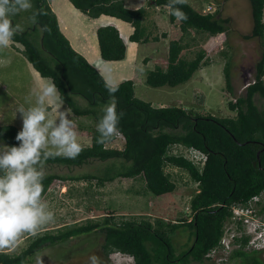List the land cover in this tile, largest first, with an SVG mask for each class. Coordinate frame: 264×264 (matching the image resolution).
I'll list each match as a JSON object with an SVG mask.
<instances>
[{
  "label": "trees",
  "instance_id": "trees-1",
  "mask_svg": "<svg viewBox=\"0 0 264 264\" xmlns=\"http://www.w3.org/2000/svg\"><path fill=\"white\" fill-rule=\"evenodd\" d=\"M70 1L90 17L108 14L130 22L134 26L130 36L132 41L147 43L167 36L165 32L162 35L154 33L148 25H144V17L149 13L146 6L129 8L124 0ZM249 1L253 28L245 38H258L262 55L257 62L253 82L246 86L244 94L229 102V107L237 111L236 115L226 117L177 105L156 106L137 96L133 79L112 84L116 91L109 92L104 75L72 46L61 30L51 0H34V10L40 13L37 24H33L31 19L33 10L16 14L17 19H13L15 24L20 22V15H27L31 24L20 28L13 41L23 44L24 56L43 77L50 78L57 85L62 101L74 114L92 117L98 123L104 106L113 98L118 112L123 113L119 131L108 142H97L99 133L95 127L91 144L83 146L77 157L57 156L44 162V165L78 166L95 158L122 159L121 164H110L99 173L66 175L45 172L44 198L58 180L69 178L96 179L99 185H104L118 177L141 176L147 189L154 194L171 193L177 185L165 169L167 163L188 171L192 180L198 182L199 190L190 200L191 219L166 221L159 218L152 222L117 218L111 212L58 231L38 234L19 253L0 251V264H35V255L47 246L90 233L103 234L102 246L106 255L113 252L128 254L134 258L135 264H189L213 259L208 253L220 244L225 224L232 220L233 206L249 207L251 201L264 193V0ZM151 4L168 6L170 21L176 22L169 0H152ZM177 6L185 11L188 19L179 21L182 36L169 42L167 66L157 65L148 70L146 82L154 87L187 82L197 70L211 63L205 47H201L190 59L183 57V50L189 46L184 36L191 29L211 35L230 31L231 17L220 15L219 11L203 13L187 0ZM97 35L104 59L121 60L126 57L127 45L116 26H99ZM232 67L229 58L224 70L227 87L231 91ZM74 95L83 96L88 104L81 106ZM19 130L14 124H0V140L9 145H19L21 141L15 139ZM118 133L125 138L124 147L108 146ZM177 144L204 152L207 155L205 163L201 165L186 155L169 153L171 147ZM258 151H261V163ZM259 203V213L264 216V200ZM179 230H186L190 241L177 250L175 234ZM250 237L247 232L236 236L235 240L244 246ZM231 256L252 264H264L261 254L247 252L243 247L235 248Z\"/></svg>",
  "mask_w": 264,
  "mask_h": 264
},
{
  "label": "rangeland",
  "instance_id": "rangeland-1",
  "mask_svg": "<svg viewBox=\"0 0 264 264\" xmlns=\"http://www.w3.org/2000/svg\"><path fill=\"white\" fill-rule=\"evenodd\" d=\"M203 13L219 11L220 15L231 17L230 31L219 35H211L206 32H197L191 29L184 36L187 46L183 50V57L192 58L195 53L205 47L211 63L197 70L187 82L176 86L164 85L154 87L146 82V73L157 65L163 67L168 63L169 42L173 38L182 36L183 31L180 22H171L167 6L151 4L152 0H124L129 8L140 6L148 7V16L144 17V25L149 30L162 35L159 41L148 43H135L131 41L129 49V61L131 65L125 67V71H135V90L138 97L151 101L155 105H177L198 112L212 113L216 116H234L237 111L229 107L231 100L244 94L249 82H253L254 65L262 55V48L258 38H245L253 28L252 9L249 0H187ZM151 2V3H150ZM27 15H20V28L30 26ZM14 20L17 19L15 16ZM18 19V20H19ZM20 45H23L19 43ZM131 44H135L132 46ZM15 50V49H14ZM14 50L0 49V124H14L22 130L23 119L17 113L18 105L27 107L29 102H34L32 91L40 85L35 74H31L29 61L24 56L18 55ZM229 58L232 60L233 91L227 87L225 79V65ZM134 62H136L134 64ZM252 72L248 82V74ZM34 74V77L32 78ZM45 82H52L50 78L41 76ZM75 100L81 106L88 104L81 95H74ZM256 100L258 97L256 96ZM62 108L70 109L63 101ZM71 117L76 122L78 139L83 146L90 145L91 134L97 123L92 117L79 116L70 109ZM16 116V117H15ZM5 142L0 140V144ZM125 138L118 133L117 138L108 146L123 148ZM169 153L188 155L186 146L177 144L171 147ZM122 159L100 160L92 158L88 163L78 166H66L58 164L43 165L45 172H58L66 175H79L92 172L99 173L110 164H121ZM165 169L176 182V188L171 193L156 195L146 187L145 180L141 177H118L113 181L99 185L93 180H58L49 190L45 199L55 213V219L38 230L37 234H22L15 246L2 249L9 253H19L31 238L45 231H58L76 223L85 222L89 218H99L109 213H114L117 218L146 219L155 222L162 218L166 221H177L182 218L191 219L190 200L199 190L198 182L192 180L188 171L171 163H167ZM264 200V193L249 203L252 215L248 220L228 221L225 224V236L231 239V248L221 252L213 258L211 263L220 262L231 255L239 245L236 236L249 233L252 224L264 221V216L259 213L260 203ZM245 217V216H244ZM229 228V231L226 229ZM235 234V236H232ZM177 250L190 241L186 230H179L176 234ZM234 237V239H233ZM253 238L250 237V239ZM104 236L102 233H90L66 242L50 245L35 255L42 256L43 264H88L90 255L95 254L100 264H135L134 258L121 252H113L106 255L103 250ZM229 261V260H228ZM209 262V263H210ZM189 264H200L191 262Z\"/></svg>",
  "mask_w": 264,
  "mask_h": 264
},
{
  "label": "clouds",
  "instance_id": "clouds-1",
  "mask_svg": "<svg viewBox=\"0 0 264 264\" xmlns=\"http://www.w3.org/2000/svg\"><path fill=\"white\" fill-rule=\"evenodd\" d=\"M183 2L169 0L172 15L178 21L188 19L185 11L177 6ZM28 10H33L31 19L37 24L40 13L34 10V0H0V49L8 47L20 30L13 18ZM105 86L109 92L116 91L111 82ZM31 95L35 97L34 102L16 108V116L19 113L23 119L22 130L15 136L21 143L0 144V250L15 246L22 234L35 235L41 226L54 221L55 213L43 196L44 162L57 156L75 158L83 150L76 122L70 118V109L62 108L57 85L44 83ZM122 115L114 98L104 106L96 125L98 143L108 142L119 131ZM249 214L252 215V210L243 207L241 215ZM249 225V234L264 241V221L252 224V228ZM37 264H43L42 256L37 258ZM88 264H100L97 255H90Z\"/></svg>",
  "mask_w": 264,
  "mask_h": 264
},
{
  "label": "crops",
  "instance_id": "crops-1",
  "mask_svg": "<svg viewBox=\"0 0 264 264\" xmlns=\"http://www.w3.org/2000/svg\"><path fill=\"white\" fill-rule=\"evenodd\" d=\"M51 6L58 17L61 30L69 38L72 46L82 53L104 75L108 82L117 84L126 79H133L134 82L136 81L135 71H125V67L132 64L131 61H129V49L132 41L130 36L134 32V26L130 22L108 14H102L96 18L90 17L75 7L70 0H51ZM108 24L116 26L120 31V35L126 42L127 54L124 59L106 60L101 56L97 29L99 26ZM133 42L143 44V42ZM131 45L134 46L135 44ZM6 49L7 51H9V49L10 51L15 49V53L24 56L22 53L23 45H20L19 42H14L12 40ZM27 62H29L30 72L31 74H35L37 82H39L40 85L47 83L42 79V75L33 64L30 61ZM135 63L136 62H134V64Z\"/></svg>",
  "mask_w": 264,
  "mask_h": 264
},
{
  "label": "built area",
  "instance_id": "built-area-1",
  "mask_svg": "<svg viewBox=\"0 0 264 264\" xmlns=\"http://www.w3.org/2000/svg\"><path fill=\"white\" fill-rule=\"evenodd\" d=\"M262 79L264 80V74L262 75ZM236 100V99H235ZM187 150H188V155L187 157L190 158L192 161L196 162V163H199V164H204L206 159H207V155L202 152L201 150L199 149H196L194 147H187ZM243 207L242 205H237L235 204L233 206V211H234V214L232 216V221H239V220H246V222H249V218L248 216H242L241 215V211L243 210ZM250 208V206H249ZM251 209V208H250ZM252 210V209H251ZM248 223H244V225ZM229 228L226 229V231H229L228 230ZM232 236H235V234H233ZM234 239V237H233ZM231 244H232V241L231 239H229L228 237L225 236V234L223 235L221 241H220V244L217 245L216 247H214L209 253H208V256L209 257H215L217 256L219 253L221 252H225V251H228V249L231 248Z\"/></svg>",
  "mask_w": 264,
  "mask_h": 264
},
{
  "label": "flooded vegetation",
  "instance_id": "flooded-vegetation-1",
  "mask_svg": "<svg viewBox=\"0 0 264 264\" xmlns=\"http://www.w3.org/2000/svg\"><path fill=\"white\" fill-rule=\"evenodd\" d=\"M259 59L256 61L255 65H254V77H255V73H256V65H257V62L259 61ZM246 74H248L247 76H248V82H249L251 80L252 72H250V73L248 72ZM250 83L251 82H249V84ZM252 236L253 235H251V237ZM238 245H239V247H243V249L245 251L251 252V253H254V252L259 253L264 258V241H262L261 239H258V236H253V238L249 239V241L244 246H242V244H238ZM226 259H228L229 261L224 260L223 256H221L220 262L217 264H252L251 262H244L241 258H234L231 255L226 257ZM212 260L213 259H210L209 261H206V262L200 263V264H213L214 262H212V263L210 262Z\"/></svg>",
  "mask_w": 264,
  "mask_h": 264
},
{
  "label": "water",
  "instance_id": "water-1",
  "mask_svg": "<svg viewBox=\"0 0 264 264\" xmlns=\"http://www.w3.org/2000/svg\"><path fill=\"white\" fill-rule=\"evenodd\" d=\"M260 153H261V151H258V159H259V161H260V163H261Z\"/></svg>",
  "mask_w": 264,
  "mask_h": 264
}]
</instances>
